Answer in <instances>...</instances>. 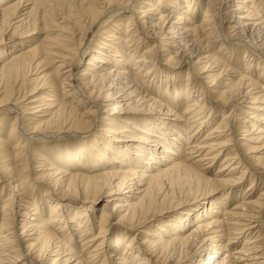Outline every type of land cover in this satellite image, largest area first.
Instances as JSON below:
<instances>
[{
  "label": "bare ground",
  "instance_id": "obj_1",
  "mask_svg": "<svg viewBox=\"0 0 264 264\" xmlns=\"http://www.w3.org/2000/svg\"><path fill=\"white\" fill-rule=\"evenodd\" d=\"M47 1L0 0V264H16L23 245V264H264L259 234L228 246L263 197L226 205L245 175L250 188L264 179L250 168H264V63L250 56L231 70L226 50L240 44L264 62V0H81L65 25L42 13ZM85 126L100 134L98 152L47 155L45 146ZM194 152L209 164L222 157L214 176L187 159ZM109 226L121 229L106 234Z\"/></svg>",
  "mask_w": 264,
  "mask_h": 264
},
{
  "label": "rangeland",
  "instance_id": "obj_2",
  "mask_svg": "<svg viewBox=\"0 0 264 264\" xmlns=\"http://www.w3.org/2000/svg\"><path fill=\"white\" fill-rule=\"evenodd\" d=\"M58 2H56V0L55 1H53L52 0V2L50 1V0H48L47 1V4H46V6H44V8H43V10L44 11H42V13H45V14H49V15H51L52 17H54V22H58V21H60L61 22V18L60 19H58L59 17H65V21H63L62 22V24H60V25H65V24H68L67 22H70L71 20H73V17H71L70 18V11H72V12H74L73 10H75L76 12L77 11H79L77 8L76 9H74L73 7H75V6H77L78 4H79V2H81V0H68V2H67V0H57ZM62 1V2H61ZM76 1V2H75ZM85 1V2H84ZM55 2V3H54ZM73 2V3H72ZM83 2L85 3V4H87V1L86 0H83ZM76 3V4H75ZM69 4V5H68ZM50 5V6H49ZM230 5V4H229ZM49 6V7H48ZM73 6V7H72ZM51 7V8H50ZM73 9V10H72ZM227 9L228 10H225V16H226V20H225V23L227 24H230V18H231V20L234 18V14L232 15V13L230 12V9H231V6H228L227 7ZM202 11H203V8H202V4H201V8L199 7V9L198 8H196V9H194V15L196 16V18H197V20L199 21V20H201V18H202ZM229 11V12H228ZM80 12V11H79ZM75 13V12H74ZM55 16L57 17V18H55ZM81 17V16H80ZM235 19V18H234ZM232 24V23H231ZM54 28L55 27H51V31H48V30H46L47 32H51L50 34V36L51 37H55L56 36V31L54 30ZM45 31V33H40V34H38L37 36V38H38V40H37V38L35 39L34 38V41L35 42H37L38 43V41L40 42V41H42V38H43V36H44V34L46 35V32ZM42 34V35H41ZM97 34H99V29L98 28H95V29H93V32H90V33H88V40L85 42V44H84V46H83V49H84V52H85V54L87 53V51H88V49L89 48H91L92 47V44L94 43V40H95V37H96V35ZM27 41H28V39H26ZM23 41H25V40H23ZM149 43H151V41H148ZM87 44V45H86ZM13 45H15V44H10L8 47H11V46H13ZM86 45V46H85ZM226 50H228V52H229V54H230V56H231V58H229V60H231V61H227V63L229 64V66H230V68H231V70H235V69H238V65L239 64H243V62H244V60H247L250 56H253L258 62H260V63H264L263 61H260V58L261 59H263L262 57H259L258 58V56L257 55H255V54H253L251 51L250 52H247V50L245 49V46H243V45H240V44H230L229 42H227L226 43ZM91 46V47H90ZM85 49H86V51H85ZM260 52H261V54H263V56H264V47H263V49H261L260 50ZM164 53V52H163ZM85 54H84V56H85ZM245 57V58H244ZM76 59H77V57H75V59L74 60H72L71 61V64H72V72H75L76 70L77 71H79V73L81 72L80 70L82 69V64L80 63V64H78L77 63V61H76ZM57 60H59V58H56L55 59V61H57ZM74 61V62H73ZM59 62V61H58ZM84 62V61H83ZM245 65V64H244ZM53 67H54V65H53ZM70 67V68H71ZM187 67L185 66H183L180 70H182L181 72H180V75H179V80H183V82H185V80H184V77H186V74H185V72H186V69ZM178 68H176L175 70H177ZM231 70H229L228 69V73H226V74H223V77L224 78H226V79H228V78H231L232 77V74H234L233 73V71H231ZM253 70L255 71V74L256 75H258V73H259V68H256V66L254 65V67H253ZM258 70V71H257ZM50 71H53V70H50ZM225 73V72H224ZM255 74H252V75H255ZM264 75L262 74L261 75V77H263ZM193 85L195 86V89L196 90H198V92H200L199 91V89L196 87V85H197V83H193ZM30 99V98H29ZM26 100H28V99H26ZM26 100H23V101H21V102H25L26 103ZM242 109H244L243 107H242ZM182 111V109H180L179 110V112H181ZM219 111V109H216L215 110V114L217 115L216 116V118H215V121L216 122H219V120L221 119V115H222V113H220V112H218ZM0 113H3V111H1ZM234 113H236V115H237V113H238V111H236L235 110V112ZM2 114H0V116H1ZM236 115H235V118H236ZM240 116H243V114L242 115H240ZM237 121H235L236 123H235V130H237L238 132H237V136L235 137V139H234V137H233V139L234 140H237V142H238V147H240L241 149H243V146H240L242 143H243V140H241L240 139V134L239 133H241L240 132V127H242V126H244V124L245 123H242L241 122V120L240 119H236ZM7 121V120H6ZM238 122V123H237ZM55 132H58V131H55ZM54 133V132H53ZM204 131H202L201 133H200V137L201 136H203L204 135ZM55 134V133H54ZM96 136H100V134L98 133V131L96 130V129H93V128H90V127H88V126H85V127H82V129H79V130H74V132L73 133H71V134H69V135H63V136H61L60 138H58V139H56V140H54V141H52L51 143H49L47 146H45L46 147V153H47V155H49V156H51L55 151H58V152H60L61 150H63V149H66V150H69V151H71V152H74V153H77V154H86V153H94V152H98V141L97 142H94L95 141V137ZM97 138V137H96ZM32 143L34 142V140H32L31 141ZM34 143H36V141L34 142ZM40 142H38L37 144H39ZM48 143V142H47ZM232 143V142H231ZM36 145V144H35ZM92 145H94V146H92ZM97 149V150H96ZM186 152V151H185ZM188 152V151H187ZM186 152V153H187ZM205 152V151H204ZM240 152V151H239ZM189 153V152H188ZM199 153V152H198ZM241 153V152H240ZM243 153H245L244 151H243ZM200 154H201V152H200ZM188 155H189V158H188ZM187 156H186V154L185 155H181V158H185V156L187 157V159L188 160H190V162L191 161H193L192 163H196L197 165H201L202 167H200V168H205L206 169V174H207V176H209V177H212V174H213V176H214V174H215V172L217 171V169H218V167L220 166V164H221V160H222V157H220L221 156V154H220V156H218V157H220L219 159L218 158H215L214 159V163L213 162H211L210 164L208 163V157H206V156H203L201 159L203 160H200V158H199V161H198V158H196L195 159V157H196V153L194 152V155L193 154H188ZM191 156V157H190ZM52 157V156H51ZM193 157V158H192ZM230 157V156H229ZM206 158V159H205ZM193 159V160H192ZM198 162H197V161ZM38 161V160H37ZM195 161V162H194ZM200 161H202V162H200ZM101 162H102V160H101ZM198 163H200V164H198ZM202 163V164H201ZM208 165V166H207ZM253 165V166H252ZM251 166H250V168H252L251 170H253L254 172L255 171H259V173H260V175H262V176H264V168H262L261 166H255L254 164H252ZM38 166V163H36L35 165H33V167L34 168H36V170H38V168L39 167H37ZM256 169H255V168ZM242 168H243V166L241 167V170H242ZM249 168V169H250ZM240 168H238L236 171L235 170H233V172H234V176L236 177V176H238V173L237 172H239V174H240ZM227 172V171H226ZM226 172L223 174V175H225L226 174ZM211 174V175H210ZM254 175V174H253ZM256 176V182H255V186H253L252 187V185H251V188H250V185H249V183H250V178L249 177H247L246 175L244 176V178H242L241 179V181L239 180V182H240V184H238L239 186H237L238 187V189H236V191H233L232 193L233 194H235L236 195V198H233L232 200H230L231 198H229V199H227V206H228V208L227 209H231V208H233V207H235L237 204H239L240 202H242V200H248V199H250V200H256L257 198H259V197H263V199H261V198H259V200L261 199V202H263L264 203V179L263 178H261V177H258V175H255ZM236 187V188H237ZM251 190V191H250ZM263 192V193H262ZM261 193H262V195H261ZM257 196H259V197H257ZM42 196L39 194V193H37L36 195H35V198H41ZM243 198V199H242ZM63 199V198H62ZM69 202H67V201H65V200H62L63 202H65V203H70L71 204V208H72V206L74 207L75 205H76V202H73L74 200H72V199H67ZM104 203V199L103 198H99V199H97L96 200V202H95V204H94V208L97 210V213L99 214L100 212H101V205ZM203 203V205L204 204H207L208 203V200L206 201V199L204 200V201H202L199 205L201 206V204ZM77 205H79L78 207L80 208V205H81V207H82V209H88V207H86V204H84V203H82V201L81 200H79V202H78V204ZM0 206H2V204L0 203ZM39 206H45V205H39ZM255 209H257L256 210V216H255V220L253 219V221L251 222V224H250V221L251 220H247V221H244V224H250V225H248L249 226V229H247L246 231H245V229H243V231H245V233L243 234V233H241V234H239V237L241 238V236L243 237V238H241L240 240H239V238H238V240H235V241H237V242H235V244H228V246H229V248H230V251H232L234 248H236V246H239L241 243H242V241L246 238V237H252V236H254L255 234H259L258 235V237H257V239H259L258 241H261V240H264V205L259 209V208H254V211H255ZM45 210H48V207L47 206H45ZM168 211H172V210H168ZM168 211H166V212H168ZM236 211L237 212H240V211H242V209H241V207H239V208H236ZM194 212H195V210H194V208H191V212H187V213H185V215H186V217L188 218L187 220H189L192 216H193V214H194ZM175 213H180V211H174V212H169V213H166L164 216H160V217H158V219H161L162 217H167V216H169V217H171L170 215H172V214H175ZM1 215H2V209L0 208V218H1ZM167 219V221H165V222H163L164 224H171L173 221H174V219L173 220H171V219H169V218H166ZM112 222H114V221H112ZM111 222V223H112ZM194 223V222H193ZM192 223V224H193ZM152 224L153 225H155V222H152ZM192 224H190V225H192ZM112 225H114V224H112ZM253 226V227H252ZM148 226H144L143 228L146 230V228H147ZM190 227V226H189ZM116 229V230H115ZM118 229H121V227H114L113 228V230H111V227L109 226V229H108V231L106 232V234H108L110 231L113 233L114 232V230L115 231H117ZM122 231V230H121ZM127 231V230H126ZM237 231V230H236ZM236 231H235V229H233V230H231V233H233V232H235L236 233ZM96 232L97 231H95V235H96ZM136 231H131V232H129V234L128 235H126L125 236V238L128 240V238H129V236L130 235H133L134 233H135ZM242 232V231H241ZM139 233H142V232H139ZM139 233H137V235L139 234ZM237 233H239V230L237 231ZM124 234V233H123ZM141 235V234H140ZM244 235V236H243ZM245 235H247V236H245ZM139 240H138V242H140L141 240H142V235L141 236H138L137 237ZM106 239V238H105ZM232 239L234 240V237L232 236ZM126 240H124V242H125ZM108 242V241H107ZM128 242H129V240H128ZM225 241H223V243H224ZM232 242V241H231ZM98 243V242H97ZM234 243V242H233ZM96 244V243H95ZM24 246V245H23ZM23 246H21V251H20V253H19V256L17 257V261H15V263L16 264H23L24 262H29L30 263V259L29 260H27L26 261V257H28V256H25V253H26V251H24V248H23ZM105 246H107L106 247V249L108 248V247H110V246H108L107 245V243H105L104 245H103V247H105ZM90 249H93L92 247H90ZM109 249V250H108ZM107 250L108 251H110V249H111V247L110 248H108ZM137 249V248H136ZM194 256H196V255H194ZM200 257L201 258H203L202 256H196V257H194V258H191V261L190 262H187V264H195V262H196V260H197V258H199L200 259ZM204 259V258H203ZM14 260V259H13ZM95 261H97V259L95 260ZM237 261V260H236ZM264 261V260H263ZM249 263L251 262V261H248ZM29 263H27V264H29ZM31 263H33V262H31ZM169 264H173V261H170V263ZM259 264H263V263H259Z\"/></svg>",
  "mask_w": 264,
  "mask_h": 264
}]
</instances>
